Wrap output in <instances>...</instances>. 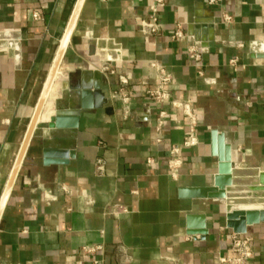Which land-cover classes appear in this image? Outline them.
<instances>
[{
	"label": "crops",
	"instance_id": "crops-1",
	"mask_svg": "<svg viewBox=\"0 0 264 264\" xmlns=\"http://www.w3.org/2000/svg\"><path fill=\"white\" fill-rule=\"evenodd\" d=\"M76 2L0 0V198ZM150 2L82 0L0 214V264H219L234 232L226 204L264 208V0H165L158 32L145 35ZM176 23L185 40L170 38ZM193 40L205 46L198 61L185 49ZM151 61L196 113V144H182V111L147 95ZM118 73L128 78V114L114 94ZM83 78L100 81V95L75 127H50ZM213 129L230 145L226 196H180V187L213 183ZM190 213L204 215L206 233H187ZM245 232L250 264H264V220Z\"/></svg>",
	"mask_w": 264,
	"mask_h": 264
},
{
	"label": "water",
	"instance_id": "water-1",
	"mask_svg": "<svg viewBox=\"0 0 264 264\" xmlns=\"http://www.w3.org/2000/svg\"><path fill=\"white\" fill-rule=\"evenodd\" d=\"M82 0H77L74 10L71 14L63 37L61 39L59 48L57 50L56 56L53 60L51 69L46 78L43 90L39 97V100L36 104L35 110L33 112L32 118L29 122L27 130L25 132L21 147L13 164L12 170L10 172L9 178L5 185L4 191L0 198V214L5 203L6 197L12 185L14 176L24 154L26 145L30 138V135L33 131V128L36 124L38 116L41 112L42 105L50 84L56 74L58 69V65L63 53V50L66 46L68 37L70 35L72 26L74 24L78 9L80 7ZM211 22V20H210ZM74 88L79 89L70 92L69 96V106L66 108H58L54 111L52 115L49 117L48 125L50 127H75L77 125L78 114L88 109L90 106V97L94 96L97 98L100 91V81H94V83L90 84L85 81L84 78L82 82ZM79 99V104L76 102V99ZM77 99V100H78ZM211 142L213 150L215 147L218 150V166L217 172L214 176V180L212 184L203 185V186H191V187H180L179 195L185 197H218L223 198L226 196L227 185L232 183V174H233V162L231 159L230 153V145L224 142L223 134L218 132L217 129L211 130ZM222 146L224 147V153H222ZM261 182H264L263 174L259 176ZM263 188V186H261ZM225 220L226 225L230 227L234 232H245L246 225L252 222H256L258 220H264V208L260 207H242V206H233L232 204H226L225 210ZM186 227L187 233H206L205 228V219L202 214H193L190 213L186 216Z\"/></svg>",
	"mask_w": 264,
	"mask_h": 264
},
{
	"label": "built area",
	"instance_id": "built-area-1",
	"mask_svg": "<svg viewBox=\"0 0 264 264\" xmlns=\"http://www.w3.org/2000/svg\"><path fill=\"white\" fill-rule=\"evenodd\" d=\"M216 0H209L210 3H214ZM165 5V0H151L148 6V12L144 18H140V30L145 35H154L159 30V21H160V8ZM34 18H39V13L37 11L33 12ZM139 17V16H138ZM222 18L226 22L231 21V15L223 10ZM188 35L184 32L180 23H176L170 32V38L172 40L182 41L185 40ZM116 51L119 50V46L114 48ZM188 56L194 60L198 61L201 58V53L205 49V46L202 45L198 40H193L188 42L185 46ZM230 64L235 65L237 63V58L233 57L229 59ZM150 65L154 68L156 73V82L153 86H150L146 89L147 95L154 102H165L168 101L170 104L176 108H179L183 115L188 121V132L184 136L182 144L185 146H190L197 143V137L195 134V125H196V113L191 108L188 102L180 101L174 99L169 90V84L172 80V74L169 72L163 65L151 61ZM102 70L109 71L111 73L116 72L115 68L109 66L105 63L102 66ZM118 77V86L114 91L115 96L122 103V110L124 114L129 112V102L130 94L127 91L128 78L124 74H117ZM165 115V110H160L158 114V123L157 128L161 126L163 122V117ZM173 150L178 152L179 147L174 146ZM173 161V162H172ZM170 162V166L176 164L174 160ZM104 161L102 158L96 159V168L99 172L103 170ZM120 207V208H118ZM124 206H113L110 209V213L117 214L120 211H124ZM252 244L251 237L246 232H232L231 234V243L228 251L225 254L218 256L219 264H250L252 257Z\"/></svg>",
	"mask_w": 264,
	"mask_h": 264
}]
</instances>
